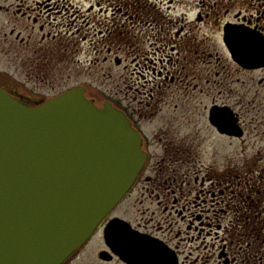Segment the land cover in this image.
Instances as JSON below:
<instances>
[{
    "label": "flooded vegetation",
    "instance_id": "flooded-vegetation-1",
    "mask_svg": "<svg viewBox=\"0 0 264 264\" xmlns=\"http://www.w3.org/2000/svg\"><path fill=\"white\" fill-rule=\"evenodd\" d=\"M110 8L111 15L122 13L119 25L110 21ZM88 39L93 49L101 46L107 54L112 48H123L140 58L137 66L159 76L155 66L167 70V65H175L174 54L205 55L216 56V65L223 58L238 70L261 73L257 81L264 84V0H0V53L20 59L32 72L36 58L27 56L77 54L83 50L78 40ZM164 77L173 81L169 71ZM10 79L5 75L0 87L20 100L55 98L77 86L24 95ZM212 107L229 109L236 131L219 130L210 118ZM124 114L139 135L144 163L119 202L62 264H264L262 200H246L248 194L238 193L231 211L216 191L203 189L205 177L196 176L194 182L200 181L201 186L191 188L187 170L173 173L175 164L168 163L166 155L152 162L147 134ZM207 121L219 135L241 137L245 131L239 114L215 100L208 107ZM210 182L218 189L226 181L216 177ZM225 188L218 190V196ZM129 210L137 218L127 217ZM117 219L123 222L108 234V225Z\"/></svg>",
    "mask_w": 264,
    "mask_h": 264
},
{
    "label": "water",
    "instance_id": "water-1",
    "mask_svg": "<svg viewBox=\"0 0 264 264\" xmlns=\"http://www.w3.org/2000/svg\"><path fill=\"white\" fill-rule=\"evenodd\" d=\"M236 131L225 107L210 110ZM123 112L82 86L36 106L0 88V264H61L129 189L144 163ZM123 222L113 220L110 230Z\"/></svg>",
    "mask_w": 264,
    "mask_h": 264
},
{
    "label": "rangeland",
    "instance_id": "rangeland-1",
    "mask_svg": "<svg viewBox=\"0 0 264 264\" xmlns=\"http://www.w3.org/2000/svg\"><path fill=\"white\" fill-rule=\"evenodd\" d=\"M111 9L107 15L119 25L122 13L116 17L111 15ZM98 38L99 35L95 36L94 43ZM78 41L83 50L77 54L27 56L36 58L33 72L19 61L25 56L12 60L8 54L0 53V81L5 75L11 77L15 88L24 95L45 94L53 87L84 86L85 96L96 106L108 102L138 123L151 142L152 162L166 155L167 162L175 164L173 173L185 174L187 170L191 188L201 186L200 181L194 182L196 176L205 177L203 189L216 191L217 197L229 203L231 211L235 210L238 193L248 194L250 198L246 200H262L264 207V84L257 81L261 73L252 75L238 70L223 58L216 65V56L174 54L171 57L175 65H167V70L160 64L155 66L157 72L161 71L159 76L137 66L140 58L135 59L134 54H127L123 48H112L107 54L100 51L101 46L94 45L93 49L89 39ZM117 58L120 63L115 62ZM166 71L173 81L165 79ZM31 72L33 77L29 76ZM149 95L152 98H145ZM21 99L34 104L49 98ZM213 100L230 105L239 114L245 129L241 137L219 135L212 129L207 110ZM209 177L226 181L219 184L222 188L227 186L221 196L218 190L222 188L217 189L216 183L211 186ZM220 207L226 208L223 204ZM240 207L242 204L238 205L239 210ZM126 215L138 216L134 210Z\"/></svg>",
    "mask_w": 264,
    "mask_h": 264
}]
</instances>
